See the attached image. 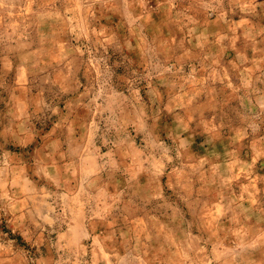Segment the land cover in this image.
<instances>
[{"label":"rangeland","instance_id":"374dc122","mask_svg":"<svg viewBox=\"0 0 264 264\" xmlns=\"http://www.w3.org/2000/svg\"><path fill=\"white\" fill-rule=\"evenodd\" d=\"M0 259L264 264V0H0Z\"/></svg>","mask_w":264,"mask_h":264},{"label":"crops","instance_id":"0c3cea01","mask_svg":"<svg viewBox=\"0 0 264 264\" xmlns=\"http://www.w3.org/2000/svg\"><path fill=\"white\" fill-rule=\"evenodd\" d=\"M19 169H21V166H18ZM29 198H32V196L30 197L29 194L24 195L22 198L18 197V199L12 197L9 204H8V214H11L12 216L10 217V220L12 221V223L19 227H22V221L23 219H25V215L24 212L22 210H20L18 207L15 211L16 206H18L17 204L23 201H28ZM9 208H12V211L9 210ZM0 264H10L8 260H3L0 259Z\"/></svg>","mask_w":264,"mask_h":264}]
</instances>
